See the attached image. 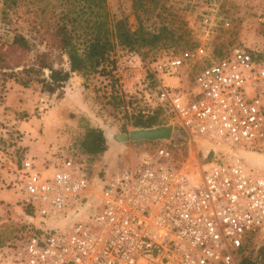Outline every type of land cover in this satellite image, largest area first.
I'll return each instance as SVG.
<instances>
[{
	"label": "built area",
	"instance_id": "built-area-1",
	"mask_svg": "<svg viewBox=\"0 0 264 264\" xmlns=\"http://www.w3.org/2000/svg\"><path fill=\"white\" fill-rule=\"evenodd\" d=\"M216 26L214 13L204 14L191 51L157 60L156 84L135 113L160 110L213 142L206 161L171 166L161 146L94 177L72 156L25 158L16 173L27 232L7 264H239L264 232V173L243 156L264 155V52L215 56L206 41ZM219 150L229 156L208 158Z\"/></svg>",
	"mask_w": 264,
	"mask_h": 264
},
{
	"label": "rangeland",
	"instance_id": "rangeland-1",
	"mask_svg": "<svg viewBox=\"0 0 264 264\" xmlns=\"http://www.w3.org/2000/svg\"><path fill=\"white\" fill-rule=\"evenodd\" d=\"M17 12L13 16L17 25L35 44L21 57L11 56L29 64L35 63L32 58L40 49L50 52L55 67L68 68L66 55L51 45L54 40L45 32L59 23L73 25L83 34L95 19L106 17L111 27L113 20L124 18L131 32L139 28L150 33L164 31L160 40L152 44L136 45L133 49L116 45L105 72L86 77L72 73L61 94L42 91L37 80L27 87L14 79L0 80V226L8 224L14 228L11 238L0 247V264H7L11 246L27 232L16 173L25 158L32 157L41 165L54 154L72 156L83 162L94 177H105L116 166L135 163L143 153H155L161 146L169 149L167 162L171 166L206 161L207 150L215 144L188 135L183 129L185 141L172 136L169 143L107 145L103 153L94 156L81 149L89 127L101 129L104 135L135 128L133 115L145 104V92L156 84L152 67L165 55L191 51L197 45L198 26L204 14L214 13L217 21L214 33L206 41L210 53L219 56L232 47L264 52V0H24ZM31 19L36 23L32 32L28 26ZM12 28L0 25V50L11 42ZM48 72L45 69L41 77ZM189 79L191 74L183 77L182 84ZM156 111L159 125L172 124L175 131L173 118ZM225 152H213L211 159L227 158L229 154ZM243 156L253 170L264 173L263 154L246 152ZM253 237L239 256V264L244 257L256 260L254 264H264V255L256 259L264 246V233Z\"/></svg>",
	"mask_w": 264,
	"mask_h": 264
},
{
	"label": "trees",
	"instance_id": "trees-1",
	"mask_svg": "<svg viewBox=\"0 0 264 264\" xmlns=\"http://www.w3.org/2000/svg\"><path fill=\"white\" fill-rule=\"evenodd\" d=\"M23 1L0 0V25L13 27L11 42L6 49L0 50V80L14 79L24 87L29 86L31 81L37 80L42 84V91L48 94L56 92L61 94L72 73L86 77L105 72L111 63L110 54L116 45L133 49L136 45L152 44L160 40L164 31L150 33L139 28L131 32L124 18L113 20L111 27L108 26L106 17L95 19L90 25H87L88 29H85L83 34L78 33L73 25L69 27L67 23H59L54 25L49 33L47 30L45 32L47 36L51 35L54 40L51 45L66 55L68 68L55 67L50 52L40 49L34 53L32 58L34 64L22 63L11 55L14 54L15 58L21 57L22 53L31 51L35 44L34 39L27 35L21 26L17 25L18 23L13 17L18 13ZM28 26L31 32L35 30L36 23L33 19L28 22ZM16 52L21 54L15 55ZM19 67L21 68L19 69ZM45 69H48L49 72L45 77H41L44 75ZM133 118L132 125L134 127H151L161 123L158 120V111L150 115L135 114ZM173 139L185 141L186 136L180 128L175 127ZM107 148L103 131L99 128H87L81 141L83 152L94 156L103 153ZM210 157L211 154L208 158ZM13 232L14 228L8 224L0 226V247L11 238ZM261 255H264V246L260 247L256 259ZM255 261L244 257L240 264H254Z\"/></svg>",
	"mask_w": 264,
	"mask_h": 264
},
{
	"label": "water",
	"instance_id": "water-1",
	"mask_svg": "<svg viewBox=\"0 0 264 264\" xmlns=\"http://www.w3.org/2000/svg\"><path fill=\"white\" fill-rule=\"evenodd\" d=\"M173 125L163 124L151 127H135L127 132H106V144L110 147L128 143L169 141L173 136Z\"/></svg>",
	"mask_w": 264,
	"mask_h": 264
},
{
	"label": "crops",
	"instance_id": "crops-1",
	"mask_svg": "<svg viewBox=\"0 0 264 264\" xmlns=\"http://www.w3.org/2000/svg\"><path fill=\"white\" fill-rule=\"evenodd\" d=\"M20 195H21V192H20ZM264 232H261L259 234H257L258 237H260V235H263Z\"/></svg>",
	"mask_w": 264,
	"mask_h": 264
}]
</instances>
